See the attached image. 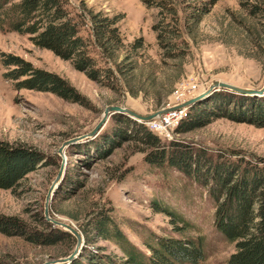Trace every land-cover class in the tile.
Wrapping results in <instances>:
<instances>
[{
	"label": "rangeland",
	"instance_id": "374dc122",
	"mask_svg": "<svg viewBox=\"0 0 264 264\" xmlns=\"http://www.w3.org/2000/svg\"><path fill=\"white\" fill-rule=\"evenodd\" d=\"M244 1L218 0L199 28L191 35L184 34L187 55L180 59L168 57L159 47L153 31L158 11L146 8L141 0H67L70 12L84 21L83 34L87 38L91 37V14L103 12L119 20L125 49L116 63L127 72L132 63L138 62L139 68L128 83L135 90L142 89L136 95L128 92L123 77H118V86L123 89L113 90L90 80L71 62L38 48L29 36L0 29V141L27 146L43 156L38 169L15 192L0 190V216L42 228L39 223L44 217L45 198L63 163L59 148L67 140L94 132L108 106L127 107L148 116L198 97L215 81L261 88L264 27L243 10ZM182 29L185 31L183 25ZM139 38L144 40L143 48L134 51L130 46ZM258 42L260 47L254 48ZM92 52L100 65L115 68L114 61L102 60L100 49L92 48ZM3 55L20 57L35 68L62 77L83 101L73 103L50 93L16 90L15 82L6 78L13 68L3 65ZM214 91L197 104L206 102ZM193 106L183 109L190 113ZM122 116L111 114L94 134L64 150L63 178L68 177V184L54 194L50 216L79 230L92 209H111L131 242L147 252V244H153L157 236L176 235L174 223L181 220L178 226L188 229L184 237L204 238L203 264H227L235 245L215 227L216 210L209 188L175 169L152 167L146 162L147 146L137 140L123 141L106 158L97 155L94 145L88 146L111 137L118 127L126 128ZM181 124L173 128V139L154 134L167 145L181 143L232 160L264 165V128L222 118L179 133ZM100 149L104 151L107 146L101 144ZM95 246L104 248L107 254L122 256L110 242L99 240ZM70 248L69 242L41 247L22 237L0 233V264H42L66 257L63 255Z\"/></svg>",
	"mask_w": 264,
	"mask_h": 264
},
{
	"label": "trees",
	"instance_id": "16d2710c",
	"mask_svg": "<svg viewBox=\"0 0 264 264\" xmlns=\"http://www.w3.org/2000/svg\"><path fill=\"white\" fill-rule=\"evenodd\" d=\"M141 1L146 8L158 11L153 31L159 47L168 57L180 59L187 55L184 34L195 32L218 2ZM254 1L246 0L241 6L264 27V0ZM118 23V19L103 12L91 14V37L87 38L83 34L84 21L70 12L67 0H0L1 30L29 36L38 48L49 50L71 62L77 71L90 80L113 90L123 89V86H118V77H123L128 92L136 95L143 92L142 89L135 90L128 83L129 77H134L139 68L138 62L132 63L127 72L116 63L119 53L125 49ZM143 45L144 40L139 38L130 47L137 51ZM259 47L258 42L254 48ZM92 48L100 49L102 60L114 61L115 68L100 65L92 54ZM2 57L3 65L7 69L13 68L6 78L15 82L16 90L50 93L73 103L83 101L62 77L35 68L17 56ZM122 117L126 128L118 127L111 137H105L101 142H91L88 146L94 145L97 155L106 158L123 141L137 140L146 145V162L152 167L175 169L209 188L216 210L215 227L230 244L235 245V252L227 264H264V165L232 160L225 155H214L205 149L181 143L171 142L167 145L146 125L124 115ZM222 118L264 128V96L216 91L206 102L190 108L189 117L179 126L178 132L187 133ZM101 144L106 145L107 149L101 150ZM42 160L43 156L32 148L0 141V190L15 192L26 177L38 169ZM67 180L68 177L63 178L58 190L67 186ZM179 223L181 220L174 223L176 235L157 236L153 244H147V252L131 242L111 209H92L87 222L79 227L85 239L84 247L69 264H203L206 261L204 238L184 237L187 226H178ZM39 225L41 229L14 217L0 216V233L6 236H19L41 247L69 242L70 251L75 249L77 240L72 234L46 222L44 217ZM99 240L117 246L122 256L107 254L104 248L96 247ZM70 251L63 256H69Z\"/></svg>",
	"mask_w": 264,
	"mask_h": 264
},
{
	"label": "water",
	"instance_id": "95a60500",
	"mask_svg": "<svg viewBox=\"0 0 264 264\" xmlns=\"http://www.w3.org/2000/svg\"><path fill=\"white\" fill-rule=\"evenodd\" d=\"M214 89H215V91L226 90V91L234 92L237 94L246 95V96H253V97H263L264 96V84L259 89H249V88H242V87L234 86L231 84L215 81L208 88V90L206 92L199 95L198 97L190 99L181 105L159 110L158 112H156L152 115H148V116L140 115L137 112H135L132 109L127 108V107H121V106H116V105L108 106L106 111H105V114H104L103 122H101L100 126L104 123V121L111 114H121V115H125V116H127V117H129L135 121H139L142 123H149V122L155 120L156 118L163 116L165 114L171 113V112L176 111V110H181L183 108H188V107H191V106L197 104L199 101H201V99H203V97H205L208 94H211ZM217 89H220V90H217ZM100 126H98L96 128V130H94V132L90 133L88 136H84L82 138H73V139L65 141L58 150V154L63 159V163L60 167V170H59L55 180L53 181V183L50 186L48 193L46 195L45 203H44V218H45L46 222L51 223L53 226H55L57 228H61L64 231L72 234L76 238L77 244H76L74 251L69 256L64 257V258H59L57 260L47 261V262H44L42 264H69L70 262H72L74 259H76L80 255V253L84 247L85 239H84L82 232H80L73 224L65 223V222L53 219L50 216L49 208H50V202L53 199L54 194L56 193V191H57V189H58L59 185L61 184L63 177H64V172H65L64 150L68 146L73 145L74 143L78 142L79 140L85 139V138L89 137L90 135L94 134L99 129Z\"/></svg>",
	"mask_w": 264,
	"mask_h": 264
},
{
	"label": "built area",
	"instance_id": "2783aa9c",
	"mask_svg": "<svg viewBox=\"0 0 264 264\" xmlns=\"http://www.w3.org/2000/svg\"><path fill=\"white\" fill-rule=\"evenodd\" d=\"M188 100L190 99L183 100L182 102L170 106L169 108L181 105ZM187 110L188 109L176 110L171 112L170 114H165L163 116H160L149 123H143V124L146 125L152 133H155L158 136L161 135L165 138L173 139L174 138L173 128L178 127L179 124L184 122V120H186L189 117V113Z\"/></svg>",
	"mask_w": 264,
	"mask_h": 264
}]
</instances>
